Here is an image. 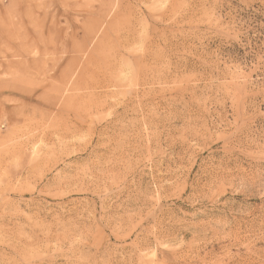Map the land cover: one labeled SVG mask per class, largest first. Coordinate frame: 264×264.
<instances>
[{"label":"rangeland","instance_id":"374dc122","mask_svg":"<svg viewBox=\"0 0 264 264\" xmlns=\"http://www.w3.org/2000/svg\"><path fill=\"white\" fill-rule=\"evenodd\" d=\"M0 264H264V0H0Z\"/></svg>","mask_w":264,"mask_h":264},{"label":"bare ground","instance_id":"6f19581e","mask_svg":"<svg viewBox=\"0 0 264 264\" xmlns=\"http://www.w3.org/2000/svg\"><path fill=\"white\" fill-rule=\"evenodd\" d=\"M9 16V15H8Z\"/></svg>","mask_w":264,"mask_h":264}]
</instances>
